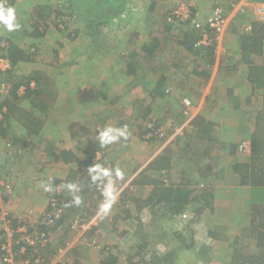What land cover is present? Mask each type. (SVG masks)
<instances>
[{"label":"crops","instance_id":"1","mask_svg":"<svg viewBox=\"0 0 264 264\" xmlns=\"http://www.w3.org/2000/svg\"><path fill=\"white\" fill-rule=\"evenodd\" d=\"M4 1H11L9 12L13 15L11 18L6 16L7 25H17L19 30L25 34L21 40L13 39L12 41L24 50L30 49V46H37L43 54L38 43H47L53 29L45 26L46 32L42 37L34 36L33 33L37 30L36 27L47 19L40 17V6L49 5L47 3L51 0H43L44 2L39 3H36V0ZM242 1L255 7L256 18L251 26L253 24V28L258 29L260 35L263 36L264 22H260L259 15L263 12L264 0ZM138 2L143 4V8H131L122 16L126 22L124 23L126 28L133 31L130 41L119 40V34L111 36L109 45L117 47L115 49L120 48L119 56L111 53L106 58L102 57L103 53H99L96 59L91 57L88 60V64L96 63L97 67H94L96 73L100 68L97 61H109L106 65L102 62L105 66H110L109 75L105 78L107 77L106 79L113 84L106 85V89L109 90L112 86L114 88L107 98L104 110H93L92 106L88 105L85 111L77 112L71 106L65 94L66 89L83 93L86 84L91 81V71L77 50H74L73 56L70 55L72 56L70 59H66L67 57L60 59L59 51L57 57V48L52 42L45 46L51 49V52L48 54L45 52V58L39 55V67L34 68V78L37 77L38 82L37 90H32L34 94L29 95L31 93L29 92L25 96L19 95L16 99L11 91V94L0 102V111L1 108L6 107L7 113L0 125V163L3 170L10 173L14 168L16 174L13 177L17 178V173L21 172V169L16 167L19 163L23 164L25 161L27 166H31L30 169H34L37 166L34 162L40 145L42 151L49 150L52 158L58 155L62 160L56 174L50 175L49 180L35 181L33 186L36 191L33 192L32 189L23 185L16 186L13 202L9 200L6 207L17 216H22L29 209L34 210L36 215L50 210L48 192L51 191L49 188L56 183L55 181L68 178L69 187L74 185L77 188L80 182L77 185L75 182L79 176L82 179L90 174H94L95 177L101 174V170L90 166V163L85 164L84 160L93 153L94 148L98 147L93 145L94 142L103 139L101 141L103 149H100L103 150L107 162H109L108 159L113 162L110 172L117 174L121 172L124 177L120 193L128 197L125 200L134 201V203H128L130 204L128 208L121 211L125 200H119L118 196L113 193L112 198L114 199L109 202L98 203L99 199H93V203L96 201L95 205H92L97 210V220H103L102 226L100 225L103 242L108 241L106 237L108 238L110 232L115 233L113 229L118 227L119 223L122 224L130 219L134 221L135 218L140 219V216L143 221H158L159 228L163 231L167 229V226H175V221H177L175 218L180 214L173 212V200L166 188L185 187L191 191L186 203L188 207L182 211L183 213L181 212V216L190 211V216L194 214L196 216L197 226L206 229V234L202 239L195 234L198 247L203 246L208 252V256L202 258L199 264H233V256L237 248L234 241L238 235L245 242L243 248L240 249L241 253L251 258V262L247 264H259L255 260L264 261V246L258 244L257 235L253 232L256 230L264 232V227L256 225L257 223L264 224V87H260L258 83L256 86L253 85L252 78L250 79V66L252 61V64L256 62L257 65H264V38L256 46L248 45L247 50L243 41L244 37L240 36V33L233 32L231 28V15L233 14H230L226 26L228 33L224 32L219 41L208 46L214 50L212 54L201 56L197 53L199 49L197 41L201 37L200 27L204 26L207 29L206 21L212 11L211 5L214 0L193 2L190 8L195 14L191 15V23L188 20L181 21L182 25H186L182 30L177 22L171 23L167 20V0H163V13L158 4L152 0L135 1L137 4ZM194 18L198 24L193 22ZM115 26L118 28V23ZM1 30L7 33L13 29L4 26ZM188 31H192L190 34L194 39L193 43L195 42L193 50L187 49L183 43L186 42L185 33ZM2 35L5 39L13 37L8 34ZM249 48H254L256 51H251ZM91 49L88 47L86 50ZM53 53L55 59L63 63V74L51 72L52 62L49 57ZM153 61L156 67L159 66V70L163 67L162 72L157 74L153 72ZM226 61L239 63L243 68L246 65L248 67L244 69V74L241 73L238 77L235 75L233 78L227 76L229 74L225 69L224 73L218 72L219 67ZM26 64H30V61L22 62L19 72H23L20 77L28 80L29 75L33 74L21 70ZM164 67H168V70L164 71ZM156 69L158 70V67ZM110 72H112L111 78L109 77ZM103 73L104 70L100 69V75ZM161 76L165 78L162 87L164 94L152 95ZM71 78H74V82ZM119 79L129 84L139 82V85L134 86L133 89L130 88L129 91L125 89L126 92H121ZM7 80L9 81L8 78ZM240 80L244 81L239 82ZM60 82H63V92ZM124 96L133 97L132 99L137 100L135 104L142 103L147 109L156 100H158V105L161 104L163 107L154 115L159 122H163L162 124L173 125V131L156 150L147 146L151 139L143 138L137 134V131L135 132L136 127L139 128L137 125L140 116L132 114L138 107L132 108L131 112L126 115L124 113L122 118L115 117L121 113L115 112L112 108L113 104L118 105ZM21 98H24L23 103ZM46 98L48 102L45 101ZM185 99H189L191 105H186ZM93 101L97 105L102 102L99 98ZM85 105L86 103L80 104L81 109H84ZM163 112L165 113L164 118ZM93 113H96L98 120H102V124L89 122L88 118ZM103 131L106 132L105 138L101 133ZM185 131L191 132L186 134L190 136L189 140L185 136ZM182 134H184L185 142L179 136ZM67 136L74 147L57 152L56 144L66 142ZM178 140L181 142L178 143ZM243 142L249 145V152L241 151L240 145ZM254 143H256V149ZM106 145L108 146L105 147ZM27 146H31L32 151L25 148ZM62 151L69 152L67 159L61 155ZM254 151H257L256 158ZM97 153L102 155L98 151ZM161 154L171 157L170 167L147 169L150 163ZM49 155L48 157L51 158ZM74 164L78 165L79 169ZM104 166L107 169V165L104 164ZM32 173L33 170L30 174ZM22 174L24 178H27L29 172H22ZM35 175L39 173L32 174V176ZM71 175L73 178L69 179ZM162 177L166 185L159 180ZM24 182L27 183L28 179ZM74 191L75 189L70 190V192ZM163 193L166 195L161 196ZM158 194L160 198L163 197V201L159 200ZM161 204L163 212L157 215L155 210L160 211L157 207ZM145 214L147 215L146 220L143 218ZM93 227H98V225ZM54 234L57 233L54 232ZM170 238L169 240L162 239L163 251H158V246L156 247L158 257L164 256L171 249L173 243L171 236ZM54 240L47 249L48 253L46 249L44 250L45 255L47 253V256L51 258L58 250ZM249 240L252 244L248 243ZM104 247L110 249L106 244ZM109 252L114 253L113 250ZM109 252L101 248L99 251L101 259ZM75 254L80 256L79 253ZM138 256L140 257V254H134L133 261H136ZM67 260L71 264V259L67 258Z\"/></svg>","mask_w":264,"mask_h":264},{"label":"rangeland","instance_id":"2","mask_svg":"<svg viewBox=\"0 0 264 264\" xmlns=\"http://www.w3.org/2000/svg\"><path fill=\"white\" fill-rule=\"evenodd\" d=\"M60 1L61 0H51V2H49L47 4H50V5L53 3L57 4V3H60ZM125 1L130 2L131 0H125ZM133 1L135 2L136 0H133ZM133 1H131V2H133ZM152 1L158 4V7L161 8V10H162L161 13H163V0H152ZM39 2H44V1L43 0H36V3H39ZM195 2H197V1H195ZM217 2H220L223 5L224 11H225L227 16H230V14H233V15H231L232 19H231V24H230L233 32L240 33V36H243V37L247 36V34L249 33V31H248L249 25H251V23H253V20L256 18L255 7L253 8L251 5L245 4V2L242 0H226V1L225 0H214V2H212V5H211L212 9ZM183 3H188L191 5L193 4L190 2V0H167V6H168L167 10H166L167 16H168L170 11L172 13L175 9H178L177 7L181 6ZM9 4H11V1L7 2L6 4H0V8L2 6L6 7V5H7V7H6L7 9L5 8V11L0 10V36L4 37V35H2V34H8L10 36L13 35V37L9 38L11 40H13V39L21 40L25 36V34H23L21 30H19L18 26L17 25L13 26L12 24L7 25L6 16H8L10 18L13 16L12 13L9 12V9H10ZM131 5H133V4H131ZM254 6H257V4H254ZM74 7L75 6L73 5V7H70L69 9L61 8L62 9L61 12L64 13L63 16L57 17L56 14L53 15L54 16L53 17L54 22L52 23V21H50V23H51L50 27L54 31L51 30V34L49 36L50 37L49 41L47 43L46 42H39L38 44H39L43 54L45 52H46V54H48L49 52H51V49H47V48H45V46L48 45L49 42L54 43L56 45L57 50L59 51V54L61 55V57H59L60 59L66 58V57H67L66 59L72 58V56L74 55V50H77L80 53V54L79 53L78 54L82 55V60L87 63L88 68L91 71V81L86 84V88L83 91V93L77 92L75 90L66 89L65 94L68 96L71 106L73 108H75V111H77V112L81 111V110L85 111V108H87L88 105L89 106L91 105L93 110L98 109L99 111H102V110H104V105H106V101H108V99H107L108 96H110V94L114 88L112 86V88L109 87V90L106 89V85H109V86L113 85L111 81L106 79L107 77L105 78V76L109 75L110 66H108V65L105 66L106 62H109V61L108 60L97 61V63H99V65H100V68H99V70H97V73H96V70L94 68V67H97V66H95L96 63L92 64L89 61L90 64H88V60H90L91 57H95V59H96V56L99 53H103L104 56H102V57H106V58L111 53H114L116 56L117 55L119 56V49L120 48L115 49L117 47L109 45L111 43V41H110L111 36H114V35L116 36L117 34H119V37H120V39L118 38L119 40H121V41L123 40L124 42L127 40L130 41V39L132 38V34H133L132 32L133 31L127 29L124 24H123L122 28L120 27V29L117 28V26H115V24L114 25L111 24L110 26H108V28H105L106 27L105 25H102L100 28H96L94 25L91 26V24L88 23L86 18H81L80 23L79 22L77 23L76 18L73 17L72 18L73 22L71 21V24H70L68 21V19L70 18L69 13L73 12ZM134 7H139L141 9V8H143V4L140 2H138V4L135 3ZM190 11H191L190 12L191 15L195 14L191 8H190ZM258 11H259V9H258ZM191 15H189V17L186 19L189 21V23H191ZM251 18H253V19L250 20ZM47 20L49 21V18H47L46 21L42 22V24H43L42 28L43 29H45V24L47 23ZM167 20H169V16L167 17ZM67 21H68V23H65ZM81 21H82V23H81ZM181 21H182V19L181 20L178 19L177 24H178V27H180V29L182 30L183 26H186V25H182L183 22H181ZM32 23L34 24V22H32ZM74 23H76V24H74ZM87 24L90 25L89 29H91L92 31L95 32V30L100 29V30L104 31V34H97V35L89 34L88 36L82 35L80 30L82 29V26L85 27V25H87ZM69 25H70V27L67 29V27H65V26H69ZM4 26H8L9 29H13V30L7 31V33H3L1 29H3ZM149 26H150V23H149ZM200 28H201L200 29L201 32L206 31V28H204V26H201ZM89 29H86V30H89ZM224 32L228 33L227 28H225ZM224 32L220 36H216L217 41H219L221 39ZM93 36L97 37V39L93 38ZM66 41H67V44H66ZM88 47H90L92 49L90 51H87L86 49H88ZM84 48H86L85 49L86 52H84L85 51V50H83ZM70 55H72V56H70ZM87 57L89 59H87ZM55 58L56 57H55L54 53L51 54L49 57L50 61L52 62V65L50 66L51 72L56 73V74H63V69H64L63 63L56 60ZM243 59H244V57L242 56V60ZM102 62H104L105 65L102 64ZM23 66H24V68H22L21 70L26 71V73H28V74H33L34 68L36 66L39 67L38 57L35 60L30 61V64H26ZM157 67H158V70L156 69ZM157 67H156L155 61H153V72L155 74L163 71V67L160 70H159V66H157ZM246 67H248V65H246ZM246 67L244 66V68H243V66L241 67L239 63H234V62L230 63V62L226 61L225 63H223L222 66L219 67L218 72L224 73V69H225V71L228 72V74H229L227 76H230V77L232 76L234 78L235 75L238 77L239 74L240 75H241V73L244 74V69ZM100 69L104 70L103 75H100ZM17 70H16L15 75L18 79H20V76H22L20 74L21 73L23 74V72L22 71L19 72V70L18 71ZM165 70L167 71L168 67H164V71ZM88 74H90V73H88ZM29 76H30L29 79H31L34 77V74L29 75ZM12 77L8 76L7 78L9 79V81H12L13 79H15ZM109 77L110 78L112 77V72H110ZM34 79L36 80V78H34ZM61 79L63 80L64 76L61 77ZM71 80H72V82H74V78L73 79L71 78ZM242 81H244V80H240L239 82H242ZM13 82H15V81L13 80ZM118 82L120 85L119 89L121 92L122 91L126 92L125 89H127L129 91L130 88L133 89L134 86L139 85V82H134V83L131 82L129 84L126 81H122V79H119ZM76 83L78 84V82H76ZM60 84H61V88H62L61 91L63 92V82H60ZM253 85L256 86L257 84L255 82H253ZM37 86H38V82H37ZM37 86L35 89H33V91L37 90ZM70 86L72 87V85H70ZM27 90L28 91H26V93L23 94V96H25L29 92H31L29 95L34 94V92H32V89L28 88ZM107 93H108V95H107ZM97 98L102 100V102H100L98 105L93 101ZM132 98L124 96V99H122L121 102L118 103V105L114 106V104H113L112 108L115 109V112L121 113L115 117L118 119L122 118L124 113L126 115V114L131 112L132 108L138 107L137 110H134L135 111L134 114H132L133 116H135V115L140 116L139 117L140 120H138L139 123L137 125V126H139V128L136 127L135 132L137 131V134H139L141 137L143 136V138H146V139H147V137H150V134L147 136L145 135V133L143 134V132L145 131L143 129V124H146V122L149 120L150 122H148L146 125L148 126L151 123L153 126L155 124L154 123V119H155V122H156L155 128H157L159 133H162L163 136H159L160 135L159 134V135H156L155 137H152V139L148 142L147 146H151L152 150H156L158 147H160L167 140L166 138L168 137V134H170L173 131V125H171L169 123H167L166 125L162 124L163 122H159L156 115H154L163 109L161 104L158 105V103H157L158 100H156L155 102H152V104H150L149 108H150V112H152V113L150 115L146 116L145 113H146L147 108H145V105H143L142 103H136L135 104V102L137 100H134ZM158 99H161V98H158ZM76 100H78V102ZM23 102H24V98L22 99V103ZM92 102H94L93 105H92ZM22 103H20V104H22ZM84 103H86V105H85L84 109H81L82 106H80V104L83 105ZM61 108H62V106H61ZM77 112L75 114H77ZM96 113H98V112H96ZM96 113H93V115L91 114L89 116L90 117V118H88L89 122H92L94 124L95 123L102 124L103 123L102 120L101 121L98 120ZM162 115L164 118L165 113L163 112ZM176 118H177V116H176ZM170 119L172 120V117ZM88 120H87V122H88ZM176 126H178V125H176ZM188 133L190 134L191 132L185 131V136L187 137V140L190 139V136L188 137L186 135ZM179 136L181 137L182 141L185 142L184 134L179 135ZM66 138H67L66 142H61V143L56 144L57 145V147H56L57 152L59 150H62V149L74 147V144H72L70 142V140L68 139L69 137L67 136ZM177 138H179V137H177ZM179 142H181V140H178V143ZM185 147H187V146H185ZM25 148H28L29 150L32 151L31 146H27ZM145 148H147V147H145ZM41 149H42L41 145L38 146V150H37L38 153L36 156V160L34 162L37 165L36 167H38L37 169H40L41 171L35 169L36 167L34 169H32V168L30 169L31 166H27L26 162L23 161V164L19 163L16 166L18 169H21V172L17 173V178H16V177H13L16 174L14 168L11 170V172L13 174L11 172H10L11 173L10 174V173L6 172L5 169L3 170V167L0 163V167L3 170L2 172H0V202L3 203L4 207L8 206L7 203L9 200H10V202H13V197H14L13 193L16 191V186L23 185L26 188L28 187V188L32 189L34 192V191H36L34 186H33V184H35V181H37L39 179H40L39 181L49 180L50 175L56 174V172L59 169L61 162H62V160L59 159L60 156L56 155L54 158H52L49 155V150L47 152H45V151H42ZM73 149L75 150V148H73ZM144 150H141V151L144 152ZM34 151H35V147H34ZM47 154L52 159L49 158ZM112 164H113L112 161L106 163V165H107L106 170L108 172H110V166H112ZM74 165L79 169L78 165H76V164H74ZM31 170H33V173H39V175L32 176L33 173L30 174ZM22 172L23 173L29 172V174L27 175V178L26 177L24 178L22 176L23 175ZM112 172L113 171H111V174L114 175L115 172L114 173H112ZM116 176L120 177L121 180H124L123 174L121 172H119V174L116 173ZM26 179H28L27 183L24 182V180H26ZM82 179H85V178L83 177ZM162 179H164V177L159 179V180L162 181ZM79 185H80V183L77 186H79ZM164 185H166V184H164ZM121 186H122V184H119L118 182H116L115 189L113 191V195L118 196L119 200L124 201L125 198H128V197L123 196V193L121 195V193H120L122 190V189H120ZM161 186H162V184H161ZM194 186L195 185H193V187ZM157 188H160V187L157 186ZM50 189H51V191L48 192L50 194L49 200L52 199L51 195L53 194L52 193L53 190H59V189H61V186L60 185L55 186L53 184L49 188V190ZM111 190L112 189H110V191L107 193V196H106L108 202L111 199L112 200L114 199V198H112L113 195H111L112 194ZM166 190H168V189L166 188ZM174 194H175V191H174ZM165 195H166V193H163V196H165ZM158 196L160 198V194H158ZM126 200H125V203L122 204L121 211H122V209L124 210V209L128 208V206L130 205L128 203H134V201L131 199H128L127 201ZM173 204H174V202H173ZM160 206L157 207L160 211L155 210V213H157V215L160 212L161 213L163 212L161 209V208H163V205L161 204ZM7 210L9 211V214H10V219H8V220L12 224V226H13V224H15V226H18L20 223H22L23 226L27 225L29 227H31V226L33 227L34 224L37 221H39L42 217H45L49 214L54 213V211L49 210V211H44V213H42L41 215H36L34 213V210L29 209L28 211L26 210L25 211L26 213L22 214V216H17L10 208H7ZM94 210H95L94 205H88V208L87 207L81 208V211L77 215L85 216L88 214L87 211H94ZM172 210L174 212V208H172ZM96 211L97 210H95V212ZM66 212L69 214H72L71 216H73V214L75 213V211L73 212V211L68 210V209H66ZM189 212L190 211L186 212L183 216H181V214L178 215V219L180 220L182 225H187V227H188L187 229L189 231L186 230L185 231L186 234H187V232L191 233V231H193L194 239H195V234L198 237L200 236V238L202 239L204 237V234H206L205 233L206 229L202 228L199 225L197 226L195 214L190 216L189 214L191 212L190 213ZM123 214L125 215V212ZM89 216H90L91 220L96 219V214L94 216L93 215H89ZM146 216H147L146 214L143 215L144 220H146ZM68 221H69V219H68ZM68 221L66 222V224L68 223ZM96 221H98V220H96ZM192 221H194V222L192 223ZM98 222H99V224H97L98 227L95 228L94 230L92 227H89L85 230L74 229L73 230L74 235H75L74 237L70 236L69 233H68V236H66V235L63 236L64 232H61V233L57 232V234L52 233V235H54V239H55V240L53 239L54 243H55V245H57L56 248L59 249L61 247H64V249L67 251L66 257L71 259V261H70L71 264H97L98 260L101 259V257H100L101 255L99 254V251L101 250V248H103L104 251H108V252L111 250H113V252H116V253L120 252L121 254H120L119 264H130V262L127 258V255L136 254V253H138V255L140 254V257L139 256L137 257L135 263L137 262V264H143L142 261L146 260L149 262L151 259H153L152 256H153V254H156L155 252H157L156 251L157 246H158V251H163V240H162L163 239V235H162L163 229L159 228L160 223L158 221H155V222L147 221V220L143 221L142 216H140V219L135 218L134 221H132V219H130L129 221L124 222L122 224L119 223L120 226L118 225V227H114V229H113L115 231V233L110 232L108 235V238L106 237V239L108 241H105V242L102 241L103 236H102V232H101V226H102L101 224H103V220H100ZM188 222L191 224H186ZM48 225H52V224H48ZM97 225H94V226H97ZM8 226L9 225H6L5 222L3 221L0 224V231L3 230L5 227L7 228ZM90 226H92V225H90ZM110 229H111V227H110ZM145 232L146 233L147 232L153 233L154 236L152 238H148L146 236ZM58 234H59V236H58ZM110 234H112V235H110ZM117 235H119V236H117ZM0 236L1 237H3V236L8 237L7 235H5V231H4V234H3V232H0ZM171 237H172V242H173V240L176 236L171 235ZM19 239L22 240V237ZM187 239H188V244L191 245V243H194V242H191L190 237H187ZM153 241H155V244L154 245L150 244ZM147 243L149 245H147ZM105 244L107 247H110V249L104 247ZM243 244H245L244 241H243ZM149 246H155V248L153 249ZM70 248H73L74 251H73V249L70 250ZM115 249H117V250H115ZM42 251L43 250H41L40 248H37L36 250H32L30 255L34 252L40 253ZM75 251H77V252H75ZM47 252H48V250H47ZM75 253H79L80 256L76 255ZM74 254H75V256H74ZM45 256L48 257L47 253ZM54 256L52 258H54ZM142 259H144V260H142ZM201 261H202V259H201ZM50 262L54 263L55 259L51 260ZM159 262H160L159 260H155L154 262H152L150 264H159ZM203 262L206 263L205 261H203ZM217 262H219V261H217ZM99 263H100V261H99ZM245 264H247V262H245Z\"/></svg>","mask_w":264,"mask_h":264},{"label":"trees","instance_id":"3","mask_svg":"<svg viewBox=\"0 0 264 264\" xmlns=\"http://www.w3.org/2000/svg\"><path fill=\"white\" fill-rule=\"evenodd\" d=\"M133 1V0H131ZM127 2L125 0H61L60 3H53V4H49V5H42L40 6V17H43L44 19L49 18V24L46 23L45 26L46 28L50 27L51 23L50 21H52V23L54 22V14H56V16H63L64 13L61 12V8L65 9H69L70 7H73V5L75 6L73 8V12L69 13L70 14V18L68 19L69 23L71 24V21L73 22V17L76 18V22L80 23L81 18H86L88 23L91 24V26H95L96 28H100L102 25H105V28H108V26H110L111 24H116L118 23V28L120 29V27L122 28L123 24L126 23L124 18H122L123 15H125L126 13L129 12V10L131 8H134L135 2ZM7 2H5L4 0H0V4H6ZM133 4V5H131ZM7 7V5H6ZM5 6H2L0 8L1 11H5ZM7 9V8H6ZM84 13V14H83ZM171 11L169 12L168 16H171L173 19L170 20L171 23H175L177 22L178 18L175 17L174 15H170ZM51 19V20H50ZM127 19V18H126ZM65 22V23H68ZM122 22V23H121ZM260 22H264V21H260ZM40 21L38 22L39 25ZM82 23V21H81ZM84 23V22H83ZM76 24V23H74ZM35 26V24H33ZM67 27V29L70 27L69 26H65ZM64 27V28H65ZM90 25H85V27L82 26L81 34L84 36H88L89 34H104L103 30L97 29L94 31H92L91 29H89ZM46 28L43 29L42 28V24L39 25V27L37 26L35 30V32L33 33L34 36L37 37H42L44 35V33L46 32ZM89 29V30H86ZM64 31V30H63ZM92 31V32H91ZM249 33L247 34V36H245L243 39L244 43H245V47L247 48L248 45H254L256 46L259 42L262 41V39L264 38L262 35H260L258 29H256L255 27L253 28V24L251 26V29L248 30ZM192 31H188L187 33H185L186 38L185 41L183 42L185 47L189 50H193L194 47V43H193V38L191 36ZM191 33V34H190ZM190 34V35H189ZM93 38H96L95 36H93ZM198 42V41H197ZM212 46V45H209ZM33 47V48H32ZM30 47V49H26L24 50L20 45L16 44V42L10 40V39H5L3 37H0V56H7L12 64H13V70H11V73L9 76H13L12 78L15 82L9 81L11 85V91L13 92V96L17 99L19 94L18 92V88L19 86L22 84L24 85H29V83L31 82V80H35L34 77L31 79H26L23 77H20V79H18L16 77V70H19V66L22 62H26V61H33L35 60L37 57H44V54H41L40 49H37V46H32ZM197 47L199 48L197 53L201 56H205L207 54H212L213 53V49L212 47L208 46H204V45H200L197 44ZM251 49V51H256L254 48H249V50ZM248 50V48H247ZM58 50L56 51V56L58 57ZM249 52V51H248ZM209 54V55H210ZM251 56V53H249ZM261 57V56H260ZM253 61L251 62V66H250V72H251V76L250 79L252 78V81L255 82L256 84L258 83L260 85V87H264V65H257V63L255 62L254 64H252ZM19 77V76H18ZM7 78V77H6ZM37 78V77H35ZM36 81V80H35ZM164 81L165 78H163V76L160 77V80H158L157 86L155 87V89L153 90L152 95L154 94H160L163 93L162 92V87L164 85ZM14 83V84H13ZM37 83V81H36ZM28 91V90H27ZM164 94V93H163ZM6 97H4L5 99ZM45 101L48 102V99L46 98ZM12 105V104H11ZM9 107V105H8ZM2 110V108H1ZM152 112H150V108H148L146 110L145 115H150ZM7 113L6 111L3 113L2 118L0 119V125L3 123L5 117H6ZM150 122L149 120L146 122V124ZM154 125L152 127L155 128L156 126V122L154 119ZM146 124H143V129L145 130L143 132V134L145 133V135H149V133H151V131L154 128H151L149 125L147 126ZM103 135V138H105V131L101 132ZM148 139H152V137L148 138ZM101 141H103V139L101 140H97L94 142V146H98L96 148H94L93 153L91 155L87 156V159L84 160L85 164L90 163V165L93 167L95 166V168L101 170V174L99 173L96 177L94 176V174H90L88 175L84 180L82 179H77V183L75 182V184L77 185L80 182V185L77 186V188L74 187V185L72 187H69V181L66 180H57L55 181L56 183L54 184L55 186L60 185L61 189L59 190H53V194L51 195L53 200H49V204L50 207H52V209L54 210H59L57 211L56 214L50 216H45L42 217L39 221H37L34 224L33 230L37 231L39 233H54V232H64L63 236H68V233L70 236L74 235V228L72 227V224L74 222L75 219L79 218V219H90L89 215H93L96 214L95 210L94 211H87L88 214L85 216H81V215H77L79 214V212L81 211V208H88L89 204H94L93 203V199H99L98 203L100 202H107V193L111 190V193H113L114 189H115V185L116 182H118L119 184L124 183L123 180H121L120 177L116 176V173L113 175L111 174V172H108L105 169L104 164L106 165L107 160L105 158V154L104 152H102L103 150H101ZM107 143V142H106ZM256 143H254L255 146ZM109 145V144H108ZM108 145H106L105 147H107ZM257 146H255L256 149ZM103 149V148H102ZM100 152L102 153V155H98ZM67 151H62L61 155H63V157H65L67 159L68 156ZM256 154L257 151H254V157L256 158ZM97 156H100V158H97ZM108 161L110 162V160L108 159ZM170 162H171V157L169 155H158L150 164V166H148L147 169L152 168V167H163V168H167L170 167ZM81 177V176H79ZM73 175L70 176L69 179H72ZM163 178V177H162ZM159 179V178H158ZM161 179V178H160ZM166 181V180H165ZM161 183H165L164 179H162ZM123 185V184H122ZM156 187V186H155ZM74 190V192H70V190ZM168 190V195H170V198L173 200L174 202V212L181 214L182 211H184L188 206H186L187 203V199L189 197L190 194V189H187L185 187H177V189H172V188H167ZM175 191V194H174ZM112 195V194H111ZM156 195V192H155ZM167 195V197H168ZM174 195V196H173ZM163 196V194L161 195ZM165 199H167L165 197ZM160 201H163V197L159 199ZM54 205L52 206L51 204ZM54 207V208H53ZM95 207V206H94ZM66 209L71 210V211H75V213L73 214V216H71L72 214H69L66 212ZM51 210V208H50ZM88 210V209H87ZM49 211V210H47ZM60 212V213H58ZM76 215V216H75ZM71 216V217H70ZM54 219V223H52V225H48V221L50 219ZM69 219V221H68ZM177 221H175L176 225H172V226H167V229H165V231H163V239H167L169 240L171 235L176 236L173 240V244L171 249L164 255L161 257H158L157 253L153 254L152 258L149 262L148 261H142L144 259H142V263L143 264H150L152 262H154L155 260H159V264L161 262L165 263V264H199L200 260L202 258L207 257V250L202 247H198L197 242L194 239V233L193 231H191V233L187 232V234L185 233L186 230H188L187 225H182L179 224L178 222L179 219L178 217L175 218ZM68 221V223L66 224V222ZM257 226H262L264 227V224H256ZM255 225V226H256ZM93 230L97 227H92ZM189 231V230H188ZM146 233V232H145ZM176 234V235H175ZM254 235H257V239L258 240V244L261 246H264V232H261L260 230H257L253 232ZM52 236V235H51ZM59 236V234H58ZM57 236V237H58ZM146 236L148 238H152L154 236L153 233L147 232ZM187 237L191 238V243L188 244V239ZM52 239H54V237H51ZM171 239V238H170ZM250 242V240L248 241V243ZM235 245L237 246L236 251H235V256H233V264H245V262H251V258L248 257L247 255H244L241 253V250L244 246L243 241L241 240V237L238 235L235 238L234 241ZM251 243V242H250ZM52 244V242H49L47 244L46 247L41 248V250H45L48 249L50 247V245ZM150 244L154 245L155 241L151 242ZM252 244V243H251ZM22 244H19L18 246H15L14 249L20 248ZM147 245H149L147 243ZM247 245V243H246ZM151 248H155V246H149ZM247 247V246H246ZM5 251L2 250L1 246H0V264H7L5 261H3V253ZM46 251L42 252V254L44 255ZM48 253V252H47ZM120 252H114V253H108L104 258L101 259L99 264H118L119 260H120ZM138 254V253H137ZM238 254V255H236ZM19 257V256H18ZM26 257V255L24 256V258ZM127 258L130 262V264H137V262L135 263V261H133L134 258V254L133 255H127ZM137 259V258H136ZM255 260V258H254ZM254 260H252V262H254ZM256 262H258L259 264H264V261L262 260H255Z\"/></svg>","mask_w":264,"mask_h":264},{"label":"built area","instance_id":"4","mask_svg":"<svg viewBox=\"0 0 264 264\" xmlns=\"http://www.w3.org/2000/svg\"><path fill=\"white\" fill-rule=\"evenodd\" d=\"M198 1V0H190L191 3ZM190 5L188 3H183L181 6L177 7L178 9H175L170 15H174L178 19L186 20L190 14ZM262 14L259 15V18L264 21V8L262 10ZM173 18L169 16V21ZM193 22L197 23V20L194 18ZM228 23V16L226 15L224 11V7L220 2H217L211 13L209 14L207 21H206V31L201 32V37L198 40L197 44L209 46L213 45L214 41L216 40V36H220ZM251 29V25H249L248 30ZM217 41V40H216ZM11 70H13V64L11 60L7 56H0V102L2 99L4 100V97L9 96L11 94V84L7 80L6 76L8 77L11 73ZM37 86L35 80H31L29 85H20L18 88V94L22 96L26 93L27 89H35ZM186 105H191V101L189 99L184 100ZM6 111V107L2 108L0 111V119L3 116V113ZM149 126L151 128L152 124L150 123ZM150 134V137H155L156 135L163 136L162 133H159L157 128H154ZM150 137H147L150 138ZM240 149L243 152H249L250 148L249 145L246 142H243L240 145ZM100 155V154H98ZM97 158H100V156H97ZM3 170L0 167V172ZM53 200V198L51 199ZM54 201V200H53ZM52 206L54 205L51 204ZM54 208V207H53ZM51 210L54 211L53 214H49L47 216H52L57 213L59 210H54L51 207ZM60 213V212H58ZM46 216V217H47ZM10 214L6 207L3 206V203L0 202V224L4 221L6 225H9L7 228L5 227L3 230L5 231V235L1 237L0 236V246L3 251V261H5L7 264H69L67 260V251L64 248H59L54 256L55 262L51 263L50 261L54 258L46 257L42 254V252H34L30 255L32 250H36L37 248H44L47 246L49 242H52V238L54 235L52 233H39L37 231L33 230V227H29L27 225H24L20 223L18 226H15V224H12L9 222ZM98 217H96L95 220L90 219H75L72 227L76 230H85L89 227H93L94 225H97L98 222L96 221ZM95 221V222H94ZM48 224L54 223V219H50ZM92 225V226H90ZM1 230L0 232L4 231ZM20 235V236H19ZM52 235V236H51ZM22 237V240L19 239ZM19 244H22L20 248L14 249L15 246H18ZM26 257L24 258V256ZM19 256V257H18Z\"/></svg>","mask_w":264,"mask_h":264},{"label":"clouds","instance_id":"5","mask_svg":"<svg viewBox=\"0 0 264 264\" xmlns=\"http://www.w3.org/2000/svg\"><path fill=\"white\" fill-rule=\"evenodd\" d=\"M37 84V83H36Z\"/></svg>","mask_w":264,"mask_h":264}]
</instances>
